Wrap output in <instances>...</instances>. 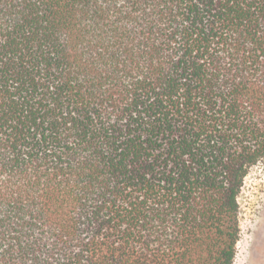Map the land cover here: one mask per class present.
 Wrapping results in <instances>:
<instances>
[{"label": "trees", "instance_id": "trees-1", "mask_svg": "<svg viewBox=\"0 0 264 264\" xmlns=\"http://www.w3.org/2000/svg\"><path fill=\"white\" fill-rule=\"evenodd\" d=\"M264 164V0H0V264H232Z\"/></svg>", "mask_w": 264, "mask_h": 264}, {"label": "rangeland", "instance_id": "rangeland-1", "mask_svg": "<svg viewBox=\"0 0 264 264\" xmlns=\"http://www.w3.org/2000/svg\"><path fill=\"white\" fill-rule=\"evenodd\" d=\"M238 203L239 240L232 264H264V164L249 170Z\"/></svg>", "mask_w": 264, "mask_h": 264}]
</instances>
